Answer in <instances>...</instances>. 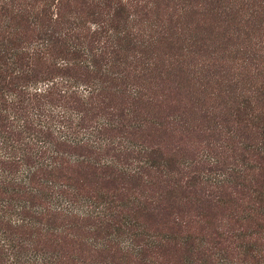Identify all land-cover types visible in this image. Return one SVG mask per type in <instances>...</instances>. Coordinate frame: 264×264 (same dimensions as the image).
Listing matches in <instances>:
<instances>
[{"label":"trees","instance_id":"16d2710c","mask_svg":"<svg viewBox=\"0 0 264 264\" xmlns=\"http://www.w3.org/2000/svg\"><path fill=\"white\" fill-rule=\"evenodd\" d=\"M140 2L156 4L0 0V264H59L60 255H48L47 244L39 243L45 236L39 226L55 215L75 229L90 219L103 242L125 237L124 253L131 256L214 264L217 255L215 264H231L218 246L224 242L236 251L235 264H264V86L256 89L258 101H239L233 114L242 129L228 130L230 141L251 128L260 140L240 143L234 169L212 159L217 171L204 173L158 146L124 138L128 144L108 147L106 132L114 123L101 96L135 63L128 52L132 31L143 23ZM215 2L227 3L230 15L264 5ZM72 7L84 8L91 21L69 13ZM83 152L105 161L100 181L84 171ZM136 214L146 217L148 228ZM218 216L235 227L224 231Z\"/></svg>","mask_w":264,"mask_h":264},{"label":"rangeland","instance_id":"374dc122","mask_svg":"<svg viewBox=\"0 0 264 264\" xmlns=\"http://www.w3.org/2000/svg\"><path fill=\"white\" fill-rule=\"evenodd\" d=\"M155 1L140 2L143 23L132 31L128 52L135 63L124 76L110 82V89L101 96V107L104 102V112L114 123L106 132L108 147L128 144L124 138L136 146H158L204 173L217 171L212 159L219 160L223 168L234 169L240 143H260L252 128L231 141L228 130L242 129L233 121L238 102L257 100L256 89L264 86V5L245 6L243 12L230 15L227 3L219 6L215 0ZM74 10L85 23L91 21L84 8L72 7L69 13ZM83 154L89 165L84 171L94 172L95 180L100 181L98 168L105 161L101 155ZM55 218L46 217L39 226L45 235L39 243L47 244L48 255H60L59 264H166L157 255L125 254V237L111 236L105 239L110 244L103 242V232L96 237L90 219L75 229L63 216ZM135 218L139 226L148 228L146 217L136 214ZM224 219L218 216L217 220L224 231L235 227ZM36 230H26L24 237ZM218 246L228 252L227 262H239L229 243ZM216 257L211 256L214 264Z\"/></svg>","mask_w":264,"mask_h":264}]
</instances>
